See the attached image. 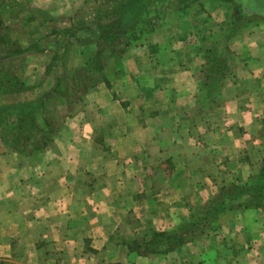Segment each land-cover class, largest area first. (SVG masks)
<instances>
[{
  "label": "crops",
  "instance_id": "crops-1",
  "mask_svg": "<svg viewBox=\"0 0 264 264\" xmlns=\"http://www.w3.org/2000/svg\"><path fill=\"white\" fill-rule=\"evenodd\" d=\"M234 181L264 200L261 0H0V264H264V204L213 207Z\"/></svg>",
  "mask_w": 264,
  "mask_h": 264
},
{
  "label": "rangeland",
  "instance_id": "rangeland-1",
  "mask_svg": "<svg viewBox=\"0 0 264 264\" xmlns=\"http://www.w3.org/2000/svg\"><path fill=\"white\" fill-rule=\"evenodd\" d=\"M261 2L264 3V0H261ZM218 13H220V12H218ZM87 16L88 17L91 16V11H88ZM69 35H70V33H69ZM65 41L70 43L69 39L65 40ZM65 41H61V42L63 44H65ZM26 42H28V41L25 38H19L18 44L20 46H22ZM53 44H54V41H53ZM19 45H17V46L20 47ZM67 46L68 45H66V47ZM51 57H52V55H51ZM57 57L60 58L61 56L57 55ZM29 58H31V59L28 61ZM26 62H30L31 64H37L38 62H41V57L39 58L37 56H34V54H29L27 56H25V55L21 56L18 59L14 60V62H10V63H13V65H16V66H20L22 63L25 64ZM53 62H55V60H53ZM57 62L61 63V60H57ZM29 73H31V72H29V71L25 72V74H27V76ZM60 73L61 72H59V71L56 72L57 75L62 76V75H60ZM224 75H227V73L224 72ZM231 173H232L233 177L236 176L234 171H231ZM260 173H261V171H260ZM253 186H255L254 188H257L258 184L253 185L250 181L249 183H247V185L244 187V189H240L242 187L238 186V183H236L235 181L232 183L231 182L228 183V185H224L221 188V191L219 190V195L221 196V198L217 202H215L217 204L213 205V207H221V205H222V207H223L222 209L227 210L229 208L231 211H234V210H236V208L239 205L246 206V204H248V203L254 204L255 202L256 203L258 202V203L263 205L264 200L260 199L258 201V199L254 197L255 200L253 201V196H252V192H251L254 189ZM262 190H264V188L260 189V191H262ZM223 200H225V201L223 202ZM250 206H252V205H250ZM198 212H199L198 210H195V213L191 214L190 219L187 220V222L183 223V225L186 224L185 229H179V230H175V231L170 230V231H165V232L151 231L146 236V240L152 241L153 234L159 233V234L172 235L171 237L176 236V237L184 238V240L187 239L188 242H195L196 240L200 239L201 237H203V235H205L207 233V226L211 224V220H209L210 217L208 220H205L202 215H199L201 213H198ZM217 219H218V217H215V219L212 221V225L210 226L212 228L211 231H213V232L218 226ZM161 244H163V246H164L165 244L167 245V242L165 241ZM166 249H167V246H166Z\"/></svg>",
  "mask_w": 264,
  "mask_h": 264
},
{
  "label": "trees",
  "instance_id": "trees-1",
  "mask_svg": "<svg viewBox=\"0 0 264 264\" xmlns=\"http://www.w3.org/2000/svg\"><path fill=\"white\" fill-rule=\"evenodd\" d=\"M134 27V28H133ZM138 25H130V24H124L122 26V29L121 30H129V31H132L133 29H137ZM111 32V31H110ZM127 33H130V32H127ZM214 58V56H211ZM93 57L90 58V61H92ZM207 74L208 73H211V76L212 78L216 75L219 77V75L222 73L220 70L215 72V71H211V72H206ZM255 200V198H253V201ZM256 203V202H255ZM250 205H253V203H248L246 204V207H249ZM205 220H208L209 217L206 216L204 217ZM172 235H166V234H159V233H155L153 234V238H152V241H144L142 244H143V250L145 253H148L149 255H165V254H168V253H171L173 251H175L179 246L183 245L186 243L187 239L184 240V238H180V237H171ZM178 238V239H177ZM167 242V249H166V246L161 243L163 242ZM139 249H141V247H137L134 246L131 248V250L133 252L135 251H139Z\"/></svg>",
  "mask_w": 264,
  "mask_h": 264
}]
</instances>
